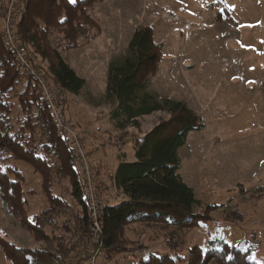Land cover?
Returning <instances> with one entry per match:
<instances>
[{
  "label": "rangeland",
  "instance_id": "374dc122",
  "mask_svg": "<svg viewBox=\"0 0 264 264\" xmlns=\"http://www.w3.org/2000/svg\"><path fill=\"white\" fill-rule=\"evenodd\" d=\"M169 9L176 17L167 16L165 10ZM88 14L96 26L86 27L78 38V47L65 50L56 32L49 35V44L85 80L77 95H63V120L87 151V162L102 185L99 192L104 203L113 205L125 199L112 186V166L128 157L127 162L133 161L135 140L169 118L166 112L156 111L139 118V128L119 131L113 127L111 106L104 99L108 64H120L134 30L146 26L151 28L154 41L162 44L163 58L155 72L146 76L145 89L183 101L204 124L201 131L187 134L177 155L179 173L199 201L194 211L208 217L205 223L184 231L163 230L160 224H129L122 237L127 249L112 253L110 258L101 254L97 263L131 264L157 253L182 257L175 264H187L190 249L198 247L206 252L219 241L241 251L258 243L250 259L264 264V0H98ZM34 60L44 75L48 62ZM47 80L51 83L50 78ZM17 82L20 93L26 83ZM11 101L18 108L16 95ZM12 116L13 120L18 117L16 109ZM117 152L124 153L120 154L123 159L115 158ZM97 154L107 156L103 160L107 189L93 166ZM0 165L18 170L23 197L34 205L38 224L46 225L49 234L60 236L62 250L66 246L64 237H68L65 226L64 231L56 222L53 227L43 225L49 215L45 219L40 215L47 212L48 206L45 200L40 205L37 197L44 196L38 193L34 199L27 192L28 188H40L36 183L40 175L29 172L32 167L18 160L8 159ZM52 191L73 203L66 178H55ZM63 218L66 215L58 218V223ZM9 219L16 220L7 214L0 200V237H5L10 228V224L5 226L2 234V225ZM19 231L30 242V233ZM167 239L174 247L166 244ZM46 242L35 249L53 253L55 244L50 238ZM76 252L70 261H56L52 256L45 258L44 264H71ZM0 264H11L1 250ZM207 264L218 263L211 260Z\"/></svg>",
  "mask_w": 264,
  "mask_h": 264
},
{
  "label": "trees",
  "instance_id": "16d2710c",
  "mask_svg": "<svg viewBox=\"0 0 264 264\" xmlns=\"http://www.w3.org/2000/svg\"><path fill=\"white\" fill-rule=\"evenodd\" d=\"M97 1H23L18 33L29 47L35 67L41 69L34 58L48 62L44 74L61 89L63 95H77L85 80L76 75L56 49L50 47L49 35L58 33L65 50L78 47V38L84 34L86 27L96 26L88 11ZM162 58V44L154 41L150 27L140 26L129 39L122 62L108 64L104 99L111 106L110 119L116 130L139 128V118L156 111L166 112L169 118L159 122L143 138L135 140L134 160L119 161L111 176L112 186L125 199L114 205L105 203L102 209L100 222L104 258L127 249L122 237L124 228L129 224H160L163 230L175 228L184 231L208 220L206 214L194 211L199 207V201L179 173L177 155L187 134L203 129V121L183 101L160 97L145 89L146 76L155 72ZM17 76L18 67L13 55L0 37V164L8 159L18 160L40 175L41 191L49 203L48 211L41 213L40 219H45L48 212L54 213L55 206H67L52 191L55 178H66L71 187L70 195L82 210L74 229L77 231L80 224L82 240H86L89 233L86 196L78 175L69 163L71 150L67 138L57 131L42 93L31 79L17 93ZM15 95L18 108L11 101ZM15 109L18 117L13 120ZM38 128L47 133L45 141L37 138L35 130ZM21 181L22 177L15 167L0 165V200L7 214L16 218L23 229L37 240L46 242L49 237L38 225V219L31 223L26 217ZM46 219L47 223L43 222V225L52 224V217ZM63 226L67 229L71 222L64 221ZM166 244L174 247L170 239ZM258 245L254 243L246 251L219 241L214 249L206 252L193 247L188 253L187 264H207L211 260L218 264H257L250 256L258 250ZM0 250L11 264H44L45 258L53 256V260L60 258L65 261L70 256V251L66 253L64 247L59 255L45 249L17 247L6 237H0ZM182 260V257L172 258L168 254L149 253L146 260L139 259L131 264H175Z\"/></svg>",
  "mask_w": 264,
  "mask_h": 264
},
{
  "label": "built area",
  "instance_id": "2783aa9c",
  "mask_svg": "<svg viewBox=\"0 0 264 264\" xmlns=\"http://www.w3.org/2000/svg\"><path fill=\"white\" fill-rule=\"evenodd\" d=\"M24 0H0V37L14 58L18 67V81L31 79L42 93L44 103L58 132L63 133L68 141L71 150L69 163L78 175L86 196L88 209L89 233L86 240L79 242L77 252L71 264H98L99 255H104V245L101 240V212L105 205L99 189L102 187L97 179L91 165H89L86 150L79 143L76 132L70 130L63 120L64 96L61 89L49 82L48 78L34 66L33 57L28 46H26L19 33L18 24L20 22ZM167 16H175L171 10H165ZM45 76V77H44ZM35 134L40 141H45L47 133L35 130Z\"/></svg>",
  "mask_w": 264,
  "mask_h": 264
},
{
  "label": "crops",
  "instance_id": "0c3cea01",
  "mask_svg": "<svg viewBox=\"0 0 264 264\" xmlns=\"http://www.w3.org/2000/svg\"><path fill=\"white\" fill-rule=\"evenodd\" d=\"M70 66V65H69ZM71 68V67H70ZM124 152V151H123ZM120 154H124V153H121V152H117L116 153V159H123V157L124 156H120ZM97 156H98V159H97V161H95L94 160V163L96 164H92L94 167H96L95 169H97V171H98V178L103 182V184L104 185H106V189H107V183L105 182V180H104V177L103 176H105V172H106V167H105V165H106V163H104L103 162V160H104V158H106L107 156H106V154H103V155H100V154H97ZM134 156V155H133ZM119 157V158H118ZM100 159H102V161L100 160ZM127 159H129V157L128 158H126V160ZM125 160V161H126ZM117 163H119L118 162V160H117V162H116V166H117ZM99 165V166H98ZM98 166V167H97ZM116 166L115 167H113L112 166V168H111V174L114 172V170H115V168H116ZM102 167V168H101ZM26 171V170H25ZM24 171V172H25ZM29 172H34V170H33V168H32V170H29ZM113 175V174H112ZM111 175V176H112ZM101 176V177H100ZM23 177H24V180L26 179L25 178V176L23 175ZM67 180V179H66ZM36 183H39V185H40V176H38L37 177V182ZM69 183V182H68ZM110 187H111V185H110ZM23 188V187H22ZM23 191H24V188H23ZM70 191H71V187H70ZM69 191V192H70ZM27 192H28V194H30L29 196L30 197H33L34 198V196L35 195H38V193H41L42 194V191H41V186H40V188L38 189V188H34L33 190H32V188H28V190H27ZM26 192V193H27ZM34 193V194H33ZM54 193V192H53ZM26 195V194H25ZM43 195V194H42ZM54 195H55V197H58V198H60V199H62L64 202H66V204H67V206H65V204H63L64 202L62 201V206L60 205V206H55V208H54V213H52V212H48V215L51 217L52 216V218L53 219H51V223L52 224H49L50 226L49 227H53V224H54V222H56V224H57V226H61V228H64V226H63V223H64V221H70L71 222V226H69L68 227V229H66V231H65V228H64V233L66 234V236H68V237H64V241H65V244H66V246L65 245H63L62 247H64L65 248V252L66 253H68V251H70V256H69V259H67V260H69L70 261V259H71V257H72V255H73V253H75V250H76V248H77V246H78V243L79 242H81V240H82V236H81V234H82V232H83V229L81 228V225L80 224H78L77 226L79 227V229L77 230V231H75V229H74V227H75V225H76V222H78L79 220H80V215L82 214V210H81V206H79L78 205V203L74 200V199H72V197H71V195H70V197H71V199L73 200V203H69V202H67L64 198H62V197H60L59 195H56L55 193H54ZM106 195H107V193H106ZM44 196V195H43ZM29 197V198H30ZM24 198V200H25V209H26V217H27V219L31 222V223H34L35 222V219H36V217H38L39 215H37L36 217H35V212H34V210H33V207H34V205L28 200V197L27 196H25V197H23ZM34 199H36V198H34ZM37 199H38V203L40 204V205H44V203L43 202H45V204L48 206V209H49V203H48V200L46 199V197L44 196L43 197V199H40V197H37ZM45 200V201H44ZM114 205V204H113ZM27 209H29V210H31L32 212H31V214H28V212H29V210H27ZM48 209H47V211H48ZM67 213V214H65V212ZM44 213V212H43ZM62 215H66V218H63L62 219V222L61 223H58L59 222V220H58V218H60ZM10 216V215H9ZM55 216V217H54ZM12 217V216H11ZM12 218H14V217H12ZM16 219V218H15ZM14 219V220H15ZM34 219V220H33ZM17 220V219H16ZM12 221V219H9L7 222H5V223H3V225H2V234H3V230H4V228H5V226H7L8 224H10V228L8 229V231H7V233L5 234L4 233V235H5V237H8L7 239L8 240H10V241H12L16 246L19 244L20 246H21V248H30V249H35V248H41V245H43V242L44 241H42V240H37L36 238H34L31 234H29L30 235V242L28 241V238L26 237V235H23V233H22V235H20V231H19V229H23L21 226H20V224H19V222H18V220L17 221ZM38 222V221H37ZM41 223V222H40ZM44 223H47V219L44 221ZM39 225V224H38ZM39 226H41V225H39ZM46 226V225H45ZM45 226H41L42 227V230L44 231V233L47 235V236H49V238H50V240H51V242H52V244H55V248L56 249H53L54 250V252L55 253H58L59 255H60V248H61V246L59 245V243H60V239L61 238H59L60 236L57 234V235H51V234H49L48 232L49 231H47V229H46V227ZM25 230V229H24ZM51 230V229H50ZM55 236H56V238H55ZM49 241V240H48ZM47 241V242H48ZM46 242V243H47ZM62 242V241H61ZM57 243V244H56ZM17 247H19V246H17ZM52 250V251H53ZM67 260H65V261H67ZM56 261H62V262H64L63 260H61L60 258H58V259H56ZM70 264V263H69Z\"/></svg>",
  "mask_w": 264,
  "mask_h": 264
},
{
  "label": "snow or ice",
  "instance_id": "6c2138e0",
  "mask_svg": "<svg viewBox=\"0 0 264 264\" xmlns=\"http://www.w3.org/2000/svg\"><path fill=\"white\" fill-rule=\"evenodd\" d=\"M70 2H73V3H74V2H75V0H70Z\"/></svg>",
  "mask_w": 264,
  "mask_h": 264
}]
</instances>
